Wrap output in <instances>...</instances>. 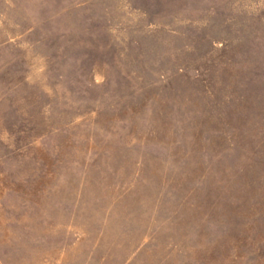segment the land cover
I'll list each match as a JSON object with an SVG mask.
<instances>
[{"label": "rangeland", "instance_id": "rangeland-1", "mask_svg": "<svg viewBox=\"0 0 264 264\" xmlns=\"http://www.w3.org/2000/svg\"><path fill=\"white\" fill-rule=\"evenodd\" d=\"M0 264H264V0H0Z\"/></svg>", "mask_w": 264, "mask_h": 264}]
</instances>
